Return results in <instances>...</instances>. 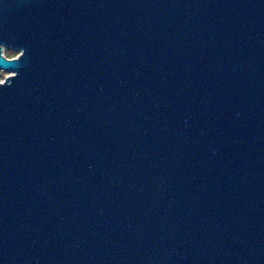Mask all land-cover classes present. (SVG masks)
<instances>
[{
  "label": "water",
  "instance_id": "1",
  "mask_svg": "<svg viewBox=\"0 0 264 264\" xmlns=\"http://www.w3.org/2000/svg\"><path fill=\"white\" fill-rule=\"evenodd\" d=\"M0 70V264H264V0H0Z\"/></svg>",
  "mask_w": 264,
  "mask_h": 264
},
{
  "label": "rangeland",
  "instance_id": "2",
  "mask_svg": "<svg viewBox=\"0 0 264 264\" xmlns=\"http://www.w3.org/2000/svg\"><path fill=\"white\" fill-rule=\"evenodd\" d=\"M20 53L21 52L5 50V54L7 56H12L11 58L17 57ZM10 75H11L10 72L0 70V82H3L6 79V77Z\"/></svg>",
  "mask_w": 264,
  "mask_h": 264
},
{
  "label": "flooded vegetation",
  "instance_id": "3",
  "mask_svg": "<svg viewBox=\"0 0 264 264\" xmlns=\"http://www.w3.org/2000/svg\"><path fill=\"white\" fill-rule=\"evenodd\" d=\"M5 50H9V51H17V52H22L23 48L22 47H17V46H12V45H7V46H3Z\"/></svg>",
  "mask_w": 264,
  "mask_h": 264
},
{
  "label": "bare ground",
  "instance_id": "4",
  "mask_svg": "<svg viewBox=\"0 0 264 264\" xmlns=\"http://www.w3.org/2000/svg\"><path fill=\"white\" fill-rule=\"evenodd\" d=\"M3 56H5L6 58H8V59H10L11 57H9V56H7L6 54H5V49H3ZM18 57V56H17ZM17 57H13V58H17Z\"/></svg>",
  "mask_w": 264,
  "mask_h": 264
},
{
  "label": "trees",
  "instance_id": "5",
  "mask_svg": "<svg viewBox=\"0 0 264 264\" xmlns=\"http://www.w3.org/2000/svg\"><path fill=\"white\" fill-rule=\"evenodd\" d=\"M9 57H12V56H9Z\"/></svg>",
  "mask_w": 264,
  "mask_h": 264
}]
</instances>
